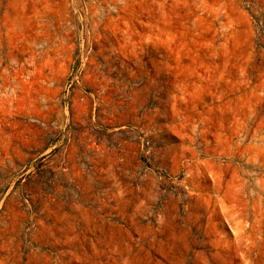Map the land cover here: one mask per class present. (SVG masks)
<instances>
[{
	"label": "rangeland",
	"instance_id": "rangeland-1",
	"mask_svg": "<svg viewBox=\"0 0 264 264\" xmlns=\"http://www.w3.org/2000/svg\"><path fill=\"white\" fill-rule=\"evenodd\" d=\"M0 264H264V0H0Z\"/></svg>",
	"mask_w": 264,
	"mask_h": 264
}]
</instances>
